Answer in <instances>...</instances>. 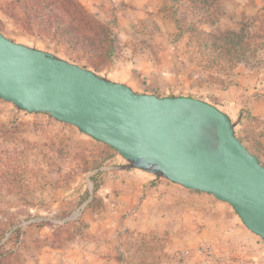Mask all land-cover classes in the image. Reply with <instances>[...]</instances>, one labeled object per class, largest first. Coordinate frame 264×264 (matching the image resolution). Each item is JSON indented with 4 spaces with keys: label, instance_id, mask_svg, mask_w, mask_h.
Masks as SVG:
<instances>
[{
    "label": "rangeland",
    "instance_id": "374dc122",
    "mask_svg": "<svg viewBox=\"0 0 264 264\" xmlns=\"http://www.w3.org/2000/svg\"><path fill=\"white\" fill-rule=\"evenodd\" d=\"M52 1L0 0V31L105 79L127 74L138 93L220 106L249 75L264 89V0H76L94 26L64 34L56 14L68 26L81 16ZM236 109L237 136L264 164V114ZM124 163L78 128L0 98V264H264L263 240L232 206L159 173L142 192L158 200L150 226L137 211L118 219L98 192L89 206L95 182Z\"/></svg>",
    "mask_w": 264,
    "mask_h": 264
},
{
    "label": "water",
    "instance_id": "95a60500",
    "mask_svg": "<svg viewBox=\"0 0 264 264\" xmlns=\"http://www.w3.org/2000/svg\"><path fill=\"white\" fill-rule=\"evenodd\" d=\"M0 98L78 128L115 149L130 168L228 203L264 242V164L218 107L138 93L2 31Z\"/></svg>",
    "mask_w": 264,
    "mask_h": 264
},
{
    "label": "crops",
    "instance_id": "0c3cea01",
    "mask_svg": "<svg viewBox=\"0 0 264 264\" xmlns=\"http://www.w3.org/2000/svg\"><path fill=\"white\" fill-rule=\"evenodd\" d=\"M123 76L124 78L120 82L129 85L134 91L142 87V85H137L139 84V81L135 79H131V81H129V79H127V74H124ZM257 81L258 79L255 75H249L246 78H243L239 87H236V90L222 92L224 94V99L221 100L222 105L216 106L220 107L219 109L221 111L228 114L232 122L235 121L236 117L238 118V120H240L241 118L239 110L236 109L237 104H248L251 107L250 110L253 112V114H264V89L263 87H261V83L259 82V84ZM257 83L260 86L257 85ZM137 86L138 88H136ZM148 94L155 93L149 92ZM156 95L167 96L160 94ZM129 168L130 167H128L127 163L115 165L108 168L107 170L109 171V174L107 175V179L104 180V182L100 185L98 194L104 197V199L109 203L115 202L116 205L118 203L116 214L114 211V216L116 215L118 219H120L123 214L129 210L137 211L138 217H143L141 218L142 221L139 223L140 229H143L146 225H149V220L147 218V213L149 211L148 207H150L151 204L154 203V200L158 202L155 196H150V193L146 196V198H144V200L142 199V192L147 189L149 190L150 185L153 184L154 179L153 177H151L153 173L142 172L140 171L141 169ZM102 171L103 169L100 170V172ZM161 184L163 183L160 182L159 185ZM175 186L179 185L175 184ZM115 192H118V194H116ZM141 200H143V202L139 206ZM138 206L139 209L135 210V208H137ZM134 223L135 222H133V224Z\"/></svg>",
    "mask_w": 264,
    "mask_h": 264
},
{
    "label": "trees",
    "instance_id": "16d2710c",
    "mask_svg": "<svg viewBox=\"0 0 264 264\" xmlns=\"http://www.w3.org/2000/svg\"><path fill=\"white\" fill-rule=\"evenodd\" d=\"M52 3H53L52 5H56L57 4L58 5L57 9L63 11L66 14H69V12H70L67 7H71L73 10L78 12V15L81 16V18H79L78 24H76V26L74 24H72V22H70L71 26H68L69 24L65 23L63 21V19H62L63 17H61L58 14H56V19H57L58 23H55V25H56L57 29H60V32L62 34L67 33V31L73 32V33L81 32L80 29H79L80 28V24L84 25V23H85L88 27H93L94 26L93 25L94 22L91 19H87V15L85 14V12H83L82 7L80 6V4L78 2H76V0H53ZM50 5H51V3H49L47 6H50ZM52 11H54V9ZM87 20H89V22ZM63 23H65V25L68 26V27L63 25ZM49 25H51V22H50ZM66 29H68V30H66ZM248 149L250 150L249 147H248ZM251 152L254 153L253 151H251ZM92 181L95 182V179H92ZM98 189H99V185H97V182H95L93 192L92 193H87L86 197H89V196H93L94 197L93 200L89 203V206H91L92 203L96 200Z\"/></svg>",
    "mask_w": 264,
    "mask_h": 264
}]
</instances>
